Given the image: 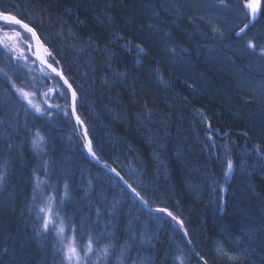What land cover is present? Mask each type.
Listing matches in <instances>:
<instances>
[{
	"label": "trees",
	"instance_id": "16d2710c",
	"mask_svg": "<svg viewBox=\"0 0 264 264\" xmlns=\"http://www.w3.org/2000/svg\"><path fill=\"white\" fill-rule=\"evenodd\" d=\"M245 1L0 0L59 61L48 57L77 91L98 157L150 206L182 219L208 264H232L218 246L264 264V0L253 23ZM15 56L0 48V264H66L60 237L42 228L48 205L80 249L93 239L89 264H118L124 245V264H201L173 220L91 160L70 93L50 94L62 81L49 70L40 81L46 68ZM16 89L47 91L60 107L37 113ZM109 243L110 258L97 262Z\"/></svg>",
	"mask_w": 264,
	"mask_h": 264
},
{
	"label": "snow or ice",
	"instance_id": "6c2138e0",
	"mask_svg": "<svg viewBox=\"0 0 264 264\" xmlns=\"http://www.w3.org/2000/svg\"><path fill=\"white\" fill-rule=\"evenodd\" d=\"M223 2V0H221V3ZM247 8L251 9V12L253 14V16L256 13L257 10V6L254 3H248L246 5ZM0 24H3L4 26V30H2V38H0V48L7 50L9 52L13 51V49H11L10 47V41H12L15 37H19L21 35V32L19 31H14L11 34H9V31H7L8 28H11L13 26H19L23 31H25L26 33L31 34L32 37H34L36 39V41L39 43V36L37 34V32L35 31L34 28L30 27V25L28 23H25L23 20H21L20 18L17 17V15H14L11 13L10 10L4 9V10H0ZM248 28V25H244V27L239 29V32L236 33L237 36L241 35L242 33L245 32V30ZM120 39H122V37H119ZM125 47H127V45H125ZM137 47V51L138 53L141 54H146L145 49L139 45L136 46ZM247 48L251 49V50H256L257 49V45L249 40L247 42ZM260 55L262 58H264V48H260L259 49ZM47 55L49 58H51L53 60L54 63L59 64V61H56L52 52L48 51ZM11 58V57H10ZM18 59V58H17ZM42 63H45L47 65V68L51 70V73H54L55 76L57 78H59L60 80H62V84L63 86V90L58 89H50V92H54V94L59 95L63 98H69L67 96H65V93H70V108L73 114H75V107H76V101L78 98V93L77 91L73 88L72 84L69 83L68 79L64 76L63 71L62 70H58L57 68L53 67V64L51 63H47L46 60H42ZM137 63H139V61H137ZM20 65H17V71H19ZM3 70L0 69V72H2ZM5 76H7V73H4ZM113 76L115 77H124L125 73H117L115 71H113ZM45 78H50L48 73H45ZM13 87H15V85H13ZM16 91L20 94V98L24 101L27 102V107H31L32 109L35 110V112L40 113V114H44L45 110H43L40 106L33 104L32 100L30 99L31 95L26 91H24L23 89H16ZM60 106L59 105H49L48 109H58ZM27 110V108H26ZM50 114V113H49ZM76 120L80 123L83 124V121H80L79 116H76ZM85 136H87V132H85ZM43 136L40 135L39 131L37 130V132L34 134L33 140H32V144L34 147H38L39 144L43 141ZM87 152L89 154H91V156L97 160H99V157H97L96 152L93 150V146H92V142L91 140H88V143L85 145ZM106 166V165H105ZM226 167H227V171L224 173L225 177L228 175V173H230L234 167V162L231 159H228L226 161ZM112 172H115V169H111ZM117 175H119V173H117ZM3 180V174L2 172H0V181ZM124 183L127 185V187L136 195V197H138L145 205L148 204V201L144 200V198L140 195L139 192L136 191L135 188H133L131 185L127 184V181H124ZM221 191H223V189L221 188ZM221 207H223V201H221ZM41 211H45L43 208L41 209ZM156 211L158 212H162V213H166L169 217H172L173 220H177V217L173 216L172 212L168 211V209L164 208V209H156ZM179 225L181 226V228H183V221L180 220L178 221ZM50 224H54V221L51 218V209L49 208L46 216L44 218L43 221V225L42 228L44 231H47L49 229V225ZM57 232L59 234H63L64 233V227L63 226H59L57 227ZM73 232H75V226H73ZM184 231V236L187 237L188 236V232L186 229L183 230ZM135 238V237H133ZM188 244H191V240L187 241ZM130 246L128 245H124L121 246V251H120V256L118 257V264H124V261L128 258L127 257V253L129 250ZM115 250V246L111 243L106 244L103 246V248L101 250H99V255H97V262H99L102 258L105 260H108L111 256V253ZM63 254H64V260L66 261V264H89L90 260H91V256L93 254L96 253V249L94 248V242L93 239L91 237H89L86 246L83 249L78 248L77 244H76V240H75V236L71 237V241L68 244H64L63 248H62ZM217 257H226L227 259H229L230 261H232V264H243L244 259H246V254L244 251H239V252H235V253H231L228 251H224L222 250V246H218L217 248ZM200 261L201 264H207V260H205L204 256H200ZM176 260L179 261V264H183V259L180 256L176 257Z\"/></svg>",
	"mask_w": 264,
	"mask_h": 264
},
{
	"label": "rangeland",
	"instance_id": "374dc122",
	"mask_svg": "<svg viewBox=\"0 0 264 264\" xmlns=\"http://www.w3.org/2000/svg\"><path fill=\"white\" fill-rule=\"evenodd\" d=\"M248 3H254V4H256V6H257V10H256V13H255V15L253 16V14H252V12H251V9H249V8H247L246 7V5L248 4ZM245 8H246V10H247V12H248V14H249V20L251 21L250 23H253V22H255V20L259 17V15H260V12H261V8H262V0H246L245 1ZM7 31H9V34H11L12 32H14V31H19V30H17V29H12V30H7ZM20 32V31H19ZM1 36V35H0ZM1 38H2V36H1ZM26 41H28L27 39H25V37H24V34L23 33H21V35L19 36V37H15L12 41H10L9 43H10V47H11V49H13V51H11V52H13L14 54H16V56L19 58V59H22V61L23 62H26V61H29V54L30 55H32L31 53H30V51H31V49L29 48V46L26 44ZM262 48H264V46L262 47ZM15 56V57H16ZM31 61V60H30ZM52 63V62H51ZM53 64V63H52ZM54 65V64H53ZM54 66H56V65H54ZM56 67H58L59 68V66H56ZM60 69V68H59ZM47 68H46V70L45 69H42L41 68V70L40 71H38V73H36V75L39 77L38 79L40 80V81H42L43 82V80H44V78H45V73H49V71L47 72ZM62 70V69H61ZM63 71V70H62ZM50 74H53V75H55L54 73H51V71H50ZM50 76V75H49ZM40 77H42L43 79L41 80V78ZM41 90V88L39 89V91ZM38 92V89H37V91L35 92V91H28V93H30V94H33V93H35L34 95H31L30 96V99L32 100V102H33V104H35V105H38V106H40L42 109H44V106L47 104V105H50V95L47 97V91H41V92H39V93H37ZM50 94H51V92H50ZM36 150H37V152L38 153H41V150L38 148V147H36ZM112 168V167H111ZM105 170V169H104ZM37 189H38V187H36ZM50 208V206L48 205V209ZM46 209V208H45ZM48 209L47 210H45V214L47 213V211H48ZM51 210H52V208H50ZM51 218H52V220L54 221V224H50L51 225V227H53L54 228V230L56 231V233L58 234V236L60 237V244H62V248H63V246H64V244H68V243H70V241H71V237H73L74 235H73V233L71 232V233H69L68 232V229H67V227H66V224H64L63 222H61L59 219H58V217H52V215H51ZM59 226H63L64 227V233L63 234H59L58 232H57V227H59ZM76 244H77V246H78V248H80V246H79V244L77 243V241H76Z\"/></svg>",
	"mask_w": 264,
	"mask_h": 264
},
{
	"label": "water",
	"instance_id": "95a60500",
	"mask_svg": "<svg viewBox=\"0 0 264 264\" xmlns=\"http://www.w3.org/2000/svg\"><path fill=\"white\" fill-rule=\"evenodd\" d=\"M25 22V21H24ZM26 23V22H25ZM30 25V24H29ZM30 27H32L31 25H30ZM32 28H34V27H32ZM35 29V28H34ZM35 31H36V29H35ZM37 32V31H36ZM38 34V33H37ZM30 36H31V34H30ZM39 36V35H38ZM31 39H32V42L31 43H28V46H29V48L31 49V53H32V55L37 59V61L42 65V66H44L45 68H47V65L45 64V63H42L41 61L42 60H46L47 61V63H51L48 59H47V52H48V50H46V47H45V45H44V43L41 41V39H40V37H39V43L36 41V39L34 38V37H32L31 36ZM52 64V63H51ZM53 67H55V68H57L56 66H54L53 65ZM48 69V68H47ZM58 70H61V69H59V68H57ZM49 71H51L50 69H48ZM63 74H64V72H63ZM64 76L66 77V75L64 74ZM67 78V77H66ZM68 79V78H67ZM62 81V80H61ZM68 81H69V83H71L70 82V80L68 79ZM72 84V83H71ZM73 86V85H72ZM66 87V86H65ZM73 88H74V86H73ZM75 89V88H74ZM76 105H77V101H76ZM71 109V108H70ZM71 113H72V111H71ZM72 116H73V118H74V120H75V122H76V124L78 125V126H80V128H81V132H82V136H83V138H84V142H85V145L88 143V140H91V138H90V136H89V134H88V130H87V127H86V124L84 123V121L82 120V118L80 117V115H79V113H78V111H77V106L75 107V114H73L72 113ZM76 116H79V118H80V121H83V124H80L77 120H76ZM85 132H87V136H85ZM91 142H92V140H91ZM92 146H93V142H92ZM87 150V149H86ZM93 150H94V146H93ZM95 151V150H94ZM88 155H89V157L91 158V160L92 161H94L95 163H97L98 165H100L102 168H104L108 173H110V174H112L113 176H115L121 183H122V185L141 203V205L144 207V208H146L147 210H149V211H151V212H153V213H162V212H158V211H156V209H164V208H162V207H152V206H150L149 204H147V205H145L138 197H136V195L127 187V185L124 183V181H127L116 169V171L115 172H112L111 171V169H114V168H111L106 162H104V161H102L100 158H99V160H97V159H95V158H93L92 156H91V154H89L88 153ZM97 155V154H96ZM97 157H98V155H97ZM106 165V166H105ZM117 173H119V175H117ZM127 184L128 185H130V183L127 181ZM168 211H170V210H168ZM171 212V211H170ZM163 214H166V213H163ZM172 214H173V216H175V217H177V220H173L172 219V217H169L167 214V216L171 219V220H173L178 226H179V228H180V230L182 231V233H183V235H184V229H186L187 230V228H186V226H185V224H184V222H183V228H181V226L179 225V223H178V221H180V220H182V219H180L178 216H176L173 212H172ZM188 232V231H187ZM185 237V236H184ZM185 239H186V241H188V240H190V237H189V234H188V236L187 237H185ZM188 243V242H187ZM190 246V248L192 249V251H193V253L199 258L200 257V255L196 252V250H195V248H194V246L192 245V242H191V244L189 245ZM200 259V258H199ZM208 264V263H207Z\"/></svg>",
	"mask_w": 264,
	"mask_h": 264
},
{
	"label": "bare ground",
	"instance_id": "6f19581e",
	"mask_svg": "<svg viewBox=\"0 0 264 264\" xmlns=\"http://www.w3.org/2000/svg\"><path fill=\"white\" fill-rule=\"evenodd\" d=\"M46 50H47V48H46ZM47 59H48V55H47ZM37 60V59H36ZM39 63V62H38ZM40 64V63H39ZM41 65V64H40ZM42 66V65H41ZM42 67H44V66H42ZM75 121V120H74ZM76 123V122H75Z\"/></svg>",
	"mask_w": 264,
	"mask_h": 264
}]
</instances>
